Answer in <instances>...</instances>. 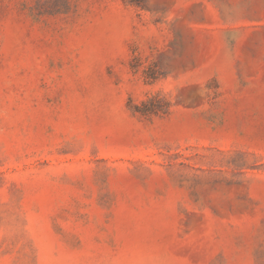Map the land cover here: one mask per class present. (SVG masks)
<instances>
[{
	"label": "rangeland",
	"instance_id": "obj_1",
	"mask_svg": "<svg viewBox=\"0 0 264 264\" xmlns=\"http://www.w3.org/2000/svg\"><path fill=\"white\" fill-rule=\"evenodd\" d=\"M0 264H264V0H0Z\"/></svg>",
	"mask_w": 264,
	"mask_h": 264
},
{
	"label": "trees",
	"instance_id": "obj_2",
	"mask_svg": "<svg viewBox=\"0 0 264 264\" xmlns=\"http://www.w3.org/2000/svg\"><path fill=\"white\" fill-rule=\"evenodd\" d=\"M146 112H147V110H144V111H143V113H146Z\"/></svg>",
	"mask_w": 264,
	"mask_h": 264
}]
</instances>
